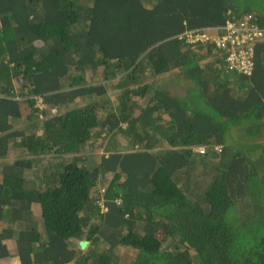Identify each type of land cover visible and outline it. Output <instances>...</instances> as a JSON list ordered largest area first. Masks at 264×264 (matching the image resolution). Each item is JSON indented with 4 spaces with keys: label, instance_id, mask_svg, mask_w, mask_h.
I'll list each match as a JSON object with an SVG mask.
<instances>
[{
    "label": "trees",
    "instance_id": "16d2710c",
    "mask_svg": "<svg viewBox=\"0 0 264 264\" xmlns=\"http://www.w3.org/2000/svg\"><path fill=\"white\" fill-rule=\"evenodd\" d=\"M249 13L264 28V0H0V264H264V43L246 75L179 37Z\"/></svg>",
    "mask_w": 264,
    "mask_h": 264
},
{
    "label": "built area",
    "instance_id": "2783aa9c",
    "mask_svg": "<svg viewBox=\"0 0 264 264\" xmlns=\"http://www.w3.org/2000/svg\"><path fill=\"white\" fill-rule=\"evenodd\" d=\"M256 21L257 18L249 13L236 21L228 19L221 27L188 31L181 38L189 42H213L218 51L225 55L224 60L230 71L252 75L256 48L264 40V28ZM197 150L205 153V147Z\"/></svg>",
    "mask_w": 264,
    "mask_h": 264
},
{
    "label": "rangeland",
    "instance_id": "374dc122",
    "mask_svg": "<svg viewBox=\"0 0 264 264\" xmlns=\"http://www.w3.org/2000/svg\"><path fill=\"white\" fill-rule=\"evenodd\" d=\"M211 60H209L208 58H206V59H204V61H202V63L204 64V66H205V64H207V63H211L212 64V68H214V69H216L215 67H214V63H215V61H211ZM221 66H219L218 68H220ZM217 68V69H218ZM102 81V80H101ZM113 87V86H112ZM176 87H182L180 84H178ZM115 90L113 89V88H111L110 90H109V95L111 96V100H115L117 97H115ZM94 97V96H93ZM92 97V98H93ZM97 99H99V97H96ZM88 101V98H83L82 99V102L83 101ZM32 121V124L31 125H33V124H35V123H38V121L39 120H36V119H34V121L33 120H31ZM16 126H18V128L20 129V128H28L29 129V124H27V121H18L17 122V124H16ZM27 126V127H26ZM31 127V126H30ZM28 132H32V131H28ZM114 139H116V141L118 142V144H117V146H119V147H117V149H121V148H123L122 146H125V145H127V139L124 137V135H122V134H116V136H114ZM95 143L97 144L96 146H93V145H91L89 148H87V149H85V150H83L81 153H79V156H83V155H85V154H88V151H89V153H91L92 152V150H94L95 152V154L97 155V156H101L102 154H105V153H109V152H106V148L107 147H105L104 148V146H109V147H112L111 146V142H110V140H109V138H101V139H97L96 141H95ZM14 148H12V149H10V154L8 155V157H6L5 159H3L2 161H1V163L2 162H4V163H9V162H11V161H13V160H15V159H17V157H22L23 155L21 154V153H19L18 151H16V150H13ZM70 157V156H69ZM37 158H39V160H37L36 161V164H40L39 166H40V168L39 169H37V170H33V169H27L26 170V173L28 174V175H30V177H33V178H35L36 179V177H37V175H35L36 173V171H39L40 172V170L43 168V165H45V164H47V163H50V162H55V161H60V158H57V156L56 155H54V154H42V155H39V157H37ZM35 168V167H34ZM99 189H102L101 190V192L103 193V191H104V189H103V186H100L99 187ZM100 191V190H99ZM101 193V194H102ZM94 195L95 196H97V195H99V192H95L94 193ZM249 200L247 199L246 201H245V203L246 202H248ZM13 243V242H12ZM11 247H13V244H11ZM14 262L16 263L17 262V260H14L12 263H10V264H14Z\"/></svg>",
    "mask_w": 264,
    "mask_h": 264
},
{
    "label": "clouds",
    "instance_id": "9594fccd",
    "mask_svg": "<svg viewBox=\"0 0 264 264\" xmlns=\"http://www.w3.org/2000/svg\"><path fill=\"white\" fill-rule=\"evenodd\" d=\"M253 14V13H252ZM256 18H257V16L256 15H254ZM241 17V16H240ZM226 23V22H225ZM224 25V24H223ZM223 25H220V26H216V27H221V26H223ZM216 27H205V28H203V29H208V28H216ZM203 29H199V30H203ZM183 35V34H182ZM180 38H181V35L179 36ZM184 40H186L187 41V39H185V38H183ZM187 42H189V41H187ZM264 42V40L262 41V42H260L259 43V45L260 44H262ZM189 43H194V44H198L199 42H189ZM201 44H205V43H203V42H200ZM209 45H210V43H209ZM209 45H208V47H206L205 49H208L209 48ZM258 45V46H259ZM257 46V47H258ZM214 48L218 51V49L214 46ZM257 50V49H256ZM219 52V55L221 56V60L222 61H220V64L223 62V63H225V60H224V54L222 53V52H220V51H218ZM216 55H218V53L216 52L215 53ZM255 58H256V53H255ZM226 64V63H225ZM199 147H202V146H195L194 148H193V151L194 152H196V153H200V154H203V153H201L200 151H198L197 150V148H199Z\"/></svg>",
    "mask_w": 264,
    "mask_h": 264
},
{
    "label": "crops",
    "instance_id": "0c3cea01",
    "mask_svg": "<svg viewBox=\"0 0 264 264\" xmlns=\"http://www.w3.org/2000/svg\"><path fill=\"white\" fill-rule=\"evenodd\" d=\"M264 43V42H263ZM218 53V56L220 57L215 63H214V67L217 69L219 66H224V63L222 62L221 64H220V61H222L221 60V56L219 55V52L214 48V49H208V53L210 54V55H212V56H215V53ZM262 61L264 62V57H262ZM261 67H263V70H264V66L262 65ZM14 260H17V262L15 263L14 262V264H20V262H19V260L17 259V258H14L13 259V261Z\"/></svg>",
    "mask_w": 264,
    "mask_h": 264
},
{
    "label": "water",
    "instance_id": "95a60500",
    "mask_svg": "<svg viewBox=\"0 0 264 264\" xmlns=\"http://www.w3.org/2000/svg\"><path fill=\"white\" fill-rule=\"evenodd\" d=\"M81 245H82V246H84V244H83V243H81Z\"/></svg>",
    "mask_w": 264,
    "mask_h": 264
}]
</instances>
